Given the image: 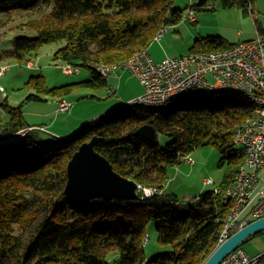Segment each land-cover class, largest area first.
<instances>
[{
	"label": "trees",
	"instance_id": "16d2710c",
	"mask_svg": "<svg viewBox=\"0 0 264 264\" xmlns=\"http://www.w3.org/2000/svg\"><path fill=\"white\" fill-rule=\"evenodd\" d=\"M51 1L50 11L26 24L36 36L12 40L7 57L28 64L32 52L64 42L54 59L90 70L91 79L55 88H48L41 76L31 77L28 83L38 94L59 97L60 102L77 87L107 86L108 78L100 76L97 65L122 63L147 50L156 35L183 17L175 9L177 0ZM206 1L190 8L200 11ZM41 4L42 0H0V15ZM223 4L224 8L235 5L234 0ZM232 46L224 38L206 37L196 40L190 53ZM4 58L0 55V62ZM189 97L194 102L188 107L125 106L118 117L97 119L69 138L48 139L44 131L25 123L21 106L5 103L11 118L6 124L0 121V142L23 137L19 143L0 146V264H203L219 245L233 207L226 192L245 159L241 150L234 149L233 135L241 122L252 117L254 104L228 90ZM40 99L34 94L27 98ZM146 124L155 128L158 137L169 139L164 147L135 135ZM95 136V150L115 172L142 186L137 200L94 198L89 204L73 205L64 195L71 155ZM203 146L225 155L222 165L238 168L224 177L216 188L219 192L210 191L197 204L182 209L177 197L165 194L160 177ZM153 173L158 176L151 178ZM144 188L159 189L161 194L146 197ZM152 221L157 243L170 250L148 259L143 242ZM112 255L116 256L110 262Z\"/></svg>",
	"mask_w": 264,
	"mask_h": 264
},
{
	"label": "rangeland",
	"instance_id": "374dc122",
	"mask_svg": "<svg viewBox=\"0 0 264 264\" xmlns=\"http://www.w3.org/2000/svg\"><path fill=\"white\" fill-rule=\"evenodd\" d=\"M235 1L234 6L224 8V0H207L200 7L202 8L200 11L194 10L198 18V23H194L189 21L186 16L190 13V7L192 5H200L202 0H177L175 9H178L183 17L177 25L162 30L165 34H163L164 37L160 41L155 40L147 47L151 57L156 60L155 62H161V60L167 58L174 59L188 55L196 40L206 37L224 38L229 44L237 45L242 42H251V40L257 38V33L264 38V20L261 10L257 13L256 18L260 21V24L258 22V27L261 32H259L253 22V20L256 21L255 17L251 19L250 15H243L245 13L243 5H245L247 0ZM254 2V4H260L264 8V0H254ZM51 5H53V1L42 0V4L36 9L20 10L0 15V55L6 56L0 62L1 124H6L11 118L10 113L3 107L5 103L12 107L21 106L22 119L25 123L44 131L46 139L51 137L61 138L56 134V132H60L58 130H71L70 132L73 135L77 134L87 124L101 119L99 112L105 109L112 110L110 115L118 117L124 113L123 107L137 98L134 95L137 96V93L141 92L142 88L140 80L128 70H118L116 73L120 74L121 78L117 77L114 79V83H112L111 79H108L107 86L100 89L77 87L72 94L65 96L64 99L71 102L72 109L63 113L59 112L61 98L38 94L36 88L28 86L29 79L37 76L45 79V84L48 88L61 87L91 79V72L88 69H82L81 73L71 76L66 74L63 69L65 63L54 59L55 52L64 46V42L44 45L36 52H32V60L28 64L26 62L18 63L15 58L7 57V54L11 53L12 50V40L18 37L26 36L32 38L36 36L34 31L26 28V24L33 20H39L42 15L51 10ZM249 9L251 11L250 5ZM30 64L34 68L29 67ZM118 74L111 75V77ZM111 86L116 94L109 96L107 95V89ZM33 94L38 95L41 99L28 101V96ZM190 98H185L180 103L175 100L171 106L175 108L178 105H183V107L191 106L194 100ZM57 125L59 129L55 130L53 126ZM64 125L67 126L66 129ZM77 125L78 127L76 128ZM74 128L76 129L74 130ZM20 141L17 140L16 143ZM168 141L169 139L162 134L157 138V142L161 147H164ZM237 148L235 146L234 149ZM224 156L213 146H203L193 150L192 154L187 157L193 160L191 164L186 158H183L179 165L168 167L167 173L160 177L161 181L164 182L163 191L166 195L177 197L182 209L197 204L199 197L216 190L224 177L238 168L237 165H222L220 161ZM150 176L155 178L158 174L153 173ZM260 177L264 179V171L260 173ZM206 179L212 180V184L204 185ZM261 186H264V180L259 187ZM150 190H155V194H161L160 190L156 188H146L144 191L150 195ZM250 211L251 208L241 216V219L247 217ZM155 228L156 222L152 221L148 224L146 238L143 242L145 245V256L148 259H153L158 254L170 250V246H163L157 243ZM219 244H221L220 241ZM241 248L250 256L264 252V232L249 238ZM114 256L116 255L108 257V260L111 262Z\"/></svg>",
	"mask_w": 264,
	"mask_h": 264
},
{
	"label": "built area",
	"instance_id": "2783aa9c",
	"mask_svg": "<svg viewBox=\"0 0 264 264\" xmlns=\"http://www.w3.org/2000/svg\"><path fill=\"white\" fill-rule=\"evenodd\" d=\"M251 11L254 13L252 6ZM186 18L197 22L192 8ZM163 34L165 32L161 31L155 40L160 41ZM63 69L70 76L81 72L78 66L68 64ZM96 69L103 78H108L117 69H128L140 80L144 92L129 102V106L163 108L172 101L198 92L224 90L238 92L249 99L254 104L253 115L241 122L233 135L234 144L244 153L245 159L237 170L234 183L226 192L233 207L223 226L220 243L251 223L248 221L249 216L255 219L264 217V186L259 187L262 181L259 172L264 171V38L259 33L251 42L235 44L225 50L190 53L155 62L147 49L122 63L100 64ZM71 108L72 104L67 100L59 103V112L65 113ZM187 161L190 164L193 162L190 158ZM211 184L210 179L204 181V185ZM155 192L150 190V195L145 192V196L151 197ZM253 201L255 204L249 215L241 219ZM260 257H251L240 248L231 252L221 264H260Z\"/></svg>",
	"mask_w": 264,
	"mask_h": 264
},
{
	"label": "water",
	"instance_id": "95a60500",
	"mask_svg": "<svg viewBox=\"0 0 264 264\" xmlns=\"http://www.w3.org/2000/svg\"><path fill=\"white\" fill-rule=\"evenodd\" d=\"M135 135L149 142L156 141L158 137L155 128L150 124L141 126ZM16 139L8 138L0 142V146ZM97 141V137H93L71 155L72 158L66 167L68 180L64 195L73 205L89 204L94 198H103L106 201L137 200L141 185L115 172L111 163L95 150ZM261 232H264V217L245 225L219 244L203 264H221L231 252L241 248L248 238Z\"/></svg>",
	"mask_w": 264,
	"mask_h": 264
},
{
	"label": "crops",
	"instance_id": "0c3cea01",
	"mask_svg": "<svg viewBox=\"0 0 264 264\" xmlns=\"http://www.w3.org/2000/svg\"><path fill=\"white\" fill-rule=\"evenodd\" d=\"M234 3H236V1L234 0ZM255 2H254V0L252 1V0H247V2L245 3V5H243L244 6V11H245V13H243V15L244 16H246V15H250L251 17V19H252V17H255V19L257 18V13H259V11L261 10V13H262V18H263V20H264V8L262 7V6H260V4H254ZM249 5L250 6H252L253 7V9H254V13H252L251 11H250V9H249ZM258 11V12H257ZM246 14V15H245ZM197 20H198V18H197ZM196 20V21H197ZM253 22H254V24H255V26H256V29H258L259 30V32H261L260 31V28L258 27V25L260 24V21L258 20V19H256V21H254L253 20ZM258 22H259V24H258ZM196 23H198V21L196 22ZM232 45H235V44H232ZM149 52V51H148ZM150 54V53H149ZM168 59V58H167ZM166 60V59H165ZM154 61H156V60H154ZM163 60H161V62H162ZM118 70H128V69H117V70H115V71H112L111 72V74H110V76L108 77V79H111L112 80V83H114V79H116L117 77L120 79L121 78V76H120V74H118V73H116V71H118ZM129 71V70H128ZM130 72V71H129ZM114 74H118V75H115V76H113V77H111V75H114ZM107 79V80H108ZM108 83V82H107ZM143 87V86H142ZM141 88V87H140ZM143 92H144V89H142L141 88V92H138L137 93V96H135L134 95V97H139L140 95H142L143 94ZM108 93H109V95H111V94H116V92L112 89V86L110 87V88H108L107 89V95H108ZM69 101V100H68ZM173 102V101H172ZM171 102V103H172ZM126 106H129L128 104L126 105ZM72 109V108H71ZM71 112V111H70ZM110 113H112V110H102L101 112H99V114H100V117H105V116H110ZM82 122V121H81ZM51 124H53V123H51ZM79 125V124H78ZM78 125L76 126V128L78 127ZM54 128H55V130H58L59 129V126L57 125V126H53ZM64 127H65V129H66V125H64ZM76 128H74V130L76 129ZM73 130V131H74ZM58 131H60V132H56V134L57 135H59L61 138H69V137H71L72 135H73V133H71L70 131L71 130H65V131H62V130H58ZM72 131V132H73ZM263 171H261V172H259V175H260V173H262ZM264 179L262 178V181H263ZM262 181H261V183H262ZM261 183H260V185H261ZM259 185V186H260ZM255 204V201H253V202H251L250 203V205L248 206V208H247V210L249 209V208H251L252 209V207H253V205ZM246 218V217H245ZM252 220H257V219H255V218H253V217H250V219H249V221L251 222ZM262 255H264V252H262V253H258V254H256V255H254V256H251V257H259V256H262Z\"/></svg>",
	"mask_w": 264,
	"mask_h": 264
},
{
	"label": "bare ground",
	"instance_id": "6f19581e",
	"mask_svg": "<svg viewBox=\"0 0 264 264\" xmlns=\"http://www.w3.org/2000/svg\"><path fill=\"white\" fill-rule=\"evenodd\" d=\"M32 67V66H31ZM141 190V189H140ZM261 219V218H260ZM258 220V219H257ZM238 249H240V248H238ZM242 249V248H241Z\"/></svg>",
	"mask_w": 264,
	"mask_h": 264
}]
</instances>
